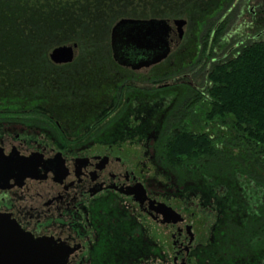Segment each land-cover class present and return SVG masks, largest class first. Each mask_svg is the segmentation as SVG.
<instances>
[{"label": "flooded vegetation", "instance_id": "obj_1", "mask_svg": "<svg viewBox=\"0 0 264 264\" xmlns=\"http://www.w3.org/2000/svg\"><path fill=\"white\" fill-rule=\"evenodd\" d=\"M253 6L246 24L262 30L243 47L264 43V0ZM182 74L90 98L68 126L50 114L17 134L14 123L3 125L0 154L53 169L54 178L0 186V217L48 245L49 264H264V210L242 218L241 209L220 208L226 194L215 178L201 171L178 185L163 168L171 167L162 161L170 140L189 133L188 105L202 103L199 86ZM162 206L174 218H162Z\"/></svg>", "mask_w": 264, "mask_h": 264}, {"label": "rangeland", "instance_id": "obj_2", "mask_svg": "<svg viewBox=\"0 0 264 264\" xmlns=\"http://www.w3.org/2000/svg\"><path fill=\"white\" fill-rule=\"evenodd\" d=\"M254 3L255 0L248 4L246 0H0V116L18 119H0V135L8 130L3 126L7 123H14L11 129L16 134L19 129L29 128L24 124L35 123L29 119L41 117L34 114L38 110L55 115L62 125L74 124V115L88 109L90 98L115 96V88L120 85L153 86L154 81H172L186 73L187 83L199 86L202 103L188 105L194 113L183 123H187L190 134H207L217 152L237 160L234 177L223 180L236 190L234 195L244 206L241 210L245 218L247 210H260L264 202V184L254 182L258 176L264 181V154L246 153L247 147L231 136L227 126L209 120L208 75L213 68L235 58L248 42L247 36L252 38L261 32L262 28L255 24H246L251 21L248 11ZM123 19L183 20V38L162 61L150 67L123 68L113 60L110 47L111 29ZM263 40L264 36L259 41ZM71 44L77 46V58L70 64H53L51 51ZM14 133L4 135V145L14 143ZM202 163L187 164L194 173L167 164L163 168L169 169L174 178L181 179L183 174L193 180ZM217 165L214 171L221 177V165ZM226 189L219 191L220 196Z\"/></svg>", "mask_w": 264, "mask_h": 264}, {"label": "trees", "instance_id": "obj_3", "mask_svg": "<svg viewBox=\"0 0 264 264\" xmlns=\"http://www.w3.org/2000/svg\"><path fill=\"white\" fill-rule=\"evenodd\" d=\"M239 55V57L213 68L209 73L210 112L207 117L210 121H217L220 125L227 126V129L233 134L231 136L235 137L237 141L242 140L243 145L247 147L246 153L264 154V43L246 45L239 51ZM42 111L38 110V113L34 114H43ZM4 115L1 114L3 117L0 116V119L4 121L16 119L18 121L12 115ZM40 118L32 116L28 119L36 122ZM20 120L23 121L24 117L21 116ZM163 158L170 163V166L185 167V170L190 173H194V170L187 168V164L196 163L197 166L203 162L201 166H198L202 168H196L198 174L195 179H186L182 174L181 179L176 178L177 184L180 185L184 181L195 182L204 168V175L217 180L219 191L227 188L224 192L226 196L219 199L220 208L242 209L244 207L234 195L236 190H231L230 183L223 180V177H234L237 160L233 161V159L224 157L220 152H217L212 147V141L207 134L193 136L188 133L171 139L169 148L163 153ZM209 160L214 162L204 166V162ZM218 163L221 165L218 169L221 177L218 176V172L214 171L216 170L215 166L218 168ZM262 164V168H264V161ZM238 172L242 173L240 170ZM248 177L252 179L250 174ZM258 177L263 179L262 176ZM259 179L252 180L262 186L264 181ZM260 208L262 211L264 210V202H261ZM258 216L264 218V214H258ZM262 232V242H264V230Z\"/></svg>", "mask_w": 264, "mask_h": 264}, {"label": "water", "instance_id": "obj_4", "mask_svg": "<svg viewBox=\"0 0 264 264\" xmlns=\"http://www.w3.org/2000/svg\"><path fill=\"white\" fill-rule=\"evenodd\" d=\"M183 20L123 19L110 33V47L117 65L132 69L149 67L165 59L181 43ZM49 58L55 65L70 64L77 58L74 44L58 47ZM47 165H33L30 159L0 154V186L9 187L30 179L54 178ZM161 217L174 218L168 208L159 207ZM49 246L23 233L5 217H0V264H49Z\"/></svg>", "mask_w": 264, "mask_h": 264}]
</instances>
